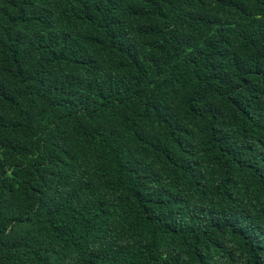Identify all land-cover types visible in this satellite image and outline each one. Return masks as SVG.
I'll list each match as a JSON object with an SVG mask.
<instances>
[{
	"label": "trees",
	"instance_id": "trees-1",
	"mask_svg": "<svg viewBox=\"0 0 264 264\" xmlns=\"http://www.w3.org/2000/svg\"><path fill=\"white\" fill-rule=\"evenodd\" d=\"M0 264H264V0H0Z\"/></svg>",
	"mask_w": 264,
	"mask_h": 264
}]
</instances>
